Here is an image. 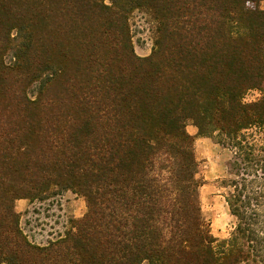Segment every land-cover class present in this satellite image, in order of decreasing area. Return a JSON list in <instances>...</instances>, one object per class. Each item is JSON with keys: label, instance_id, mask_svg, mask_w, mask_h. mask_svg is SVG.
<instances>
[{"label": "trees", "instance_id": "16d2710c", "mask_svg": "<svg viewBox=\"0 0 264 264\" xmlns=\"http://www.w3.org/2000/svg\"><path fill=\"white\" fill-rule=\"evenodd\" d=\"M261 1L0 0V264H264ZM187 123L233 156L227 238L201 214ZM52 190L86 211L37 244L14 203Z\"/></svg>", "mask_w": 264, "mask_h": 264}, {"label": "rangeland", "instance_id": "374dc122", "mask_svg": "<svg viewBox=\"0 0 264 264\" xmlns=\"http://www.w3.org/2000/svg\"><path fill=\"white\" fill-rule=\"evenodd\" d=\"M260 7L264 10V1L260 2ZM128 24L135 53L141 57L148 56L153 43L149 15L142 10H134L129 14ZM259 95L257 90H249L244 101H253ZM186 130L193 138L201 214L216 239L227 238L235 220L224 200L227 188L221 186V181L230 176L229 164L233 156L227 147L219 145L213 138L198 135L191 123L186 124ZM14 209L28 239L44 244L62 235L71 220L82 217L86 203L83 197L70 190H52L43 199H18Z\"/></svg>", "mask_w": 264, "mask_h": 264}]
</instances>
